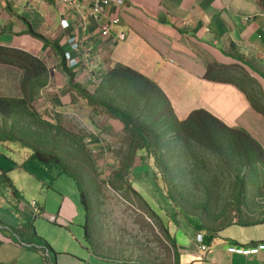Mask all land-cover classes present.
<instances>
[{
    "label": "crops",
    "instance_id": "obj_1",
    "mask_svg": "<svg viewBox=\"0 0 264 264\" xmlns=\"http://www.w3.org/2000/svg\"><path fill=\"white\" fill-rule=\"evenodd\" d=\"M259 1L264 0H123V5L118 6L109 0L106 14L118 16L120 22L111 25L109 34L102 36L99 24L88 19L84 8L63 7L58 0H0V45L25 50L44 62L50 61L45 62L49 81L32 103L42 100L49 107H55L57 123L62 115L77 111L76 116L79 113L87 117L92 111L96 112L97 107L89 104L76 89H70L60 70L54 45L77 59L74 66H69L65 60L66 65L74 71L75 81L89 91L93 92L113 68L129 67L147 77L162 92L163 96L159 97L164 99L166 109L160 103L158 109L150 107L157 112L161 124L165 125L166 117L181 121L193 110L203 109L230 127L246 130L264 150V115L250 105L233 78L234 83H223L204 77L209 65L216 70L223 68L229 76L241 77L243 72L254 78L264 92V8ZM62 17L70 20L69 28L61 27ZM29 26L50 44L27 33ZM72 36H77L82 46L78 53L70 47ZM107 119V125L100 126L98 132L106 128L111 134H121L120 120L109 116ZM159 129L172 150L162 147L163 143L158 150L165 156L167 153L177 155L184 149L171 130ZM93 137L97 135L90 134V138ZM84 138L88 147L90 139L86 134ZM7 142H0V155L5 161L0 160V175H5V179L0 180V264H145L141 259L113 257L111 251L103 248L93 251L84 245L79 231L62 223L45 226L48 222L55 223L60 214L47 212L46 204L40 205L33 198L23 199L17 192L4 166L13 161L16 169L21 167L5 154L14 155L20 163L24 158H32L31 153L24 151L23 156H18ZM137 158L138 155L131 166V172L136 174L131 178L134 181H129L139 192L142 188L137 182L152 181L150 170L156 169L147 163L146 167L140 162L135 165ZM182 166L185 177L197 176L196 167L184 163ZM211 166L216 168L215 164L208 163V169L201 167L199 171H209ZM198 181L202 188L204 178ZM193 182L191 179L190 186ZM184 183L188 184L187 180L184 179ZM143 199L149 203L145 197ZM49 215H54L55 221H49ZM69 215L66 207L60 217L69 220ZM227 215L235 219L231 213ZM200 216L217 219L218 224L208 226L200 222L205 229L193 228V237L182 231L179 234L177 229L172 231L170 223L166 224L175 242L170 246L171 264H174V248L178 264H264V250L249 255L227 251L228 244L250 246L264 242V222L249 226L232 223L235 234L226 237L219 232L225 226L219 224L224 216H208L207 212ZM197 231L209 239L204 241L207 247L204 251L195 241ZM178 235L185 237L180 239Z\"/></svg>",
    "mask_w": 264,
    "mask_h": 264
},
{
    "label": "rangeland",
    "instance_id": "obj_2",
    "mask_svg": "<svg viewBox=\"0 0 264 264\" xmlns=\"http://www.w3.org/2000/svg\"><path fill=\"white\" fill-rule=\"evenodd\" d=\"M45 62L50 61L45 60ZM20 78V69L0 62V95L9 97L21 96ZM97 96L107 99V101L111 102L113 105L127 109L147 128L146 134H149L151 137L153 133L156 135L160 146L164 143L162 147H168V151H172L169 144H167L168 141L163 140V135L160 133L159 128L166 126L160 123L159 116L155 111V109H158L157 103L145 102L143 97H139L138 94L130 93L122 88H111L107 91L98 90ZM37 97L38 96H36V98ZM159 103L162 104L161 98H159ZM32 105L33 108L31 111L36 113L40 120L41 118L46 119L47 117V121L53 124L57 123L54 119V116H56L55 107H49L42 100H37L32 103ZM96 107L97 111H92L91 115L87 117L79 113L78 116H76L77 111H72L74 114L62 115L58 122L65 130L75 134L88 135L90 139L88 148H92L94 151L92 152V157L95 161L96 175L92 173H89L88 176L86 174L83 175L84 172L81 170L82 167L77 166L76 163L67 156L64 148L61 149L64 151L66 159L73 165V167L67 168V172H59L60 168L54 163L42 162L34 158L32 160L24 158L22 163H20L19 159H15V156L12 154H5V156L7 157L10 155L21 168L16 169L13 161H10L11 163H8L4 168L8 169L9 177L12 183L14 182L13 185L17 189V192L23 196V199L30 200L33 198L40 205L46 204L48 208L47 212L56 215L58 213L62 215V211L67 207V213L70 214L69 220H62L59 215L55 223L48 222L45 223V226L49 227L48 224L58 226L62 223L64 226L79 231L84 245L93 251L96 248L97 252H99L98 248H103L105 251H111L113 257L117 256L119 258L139 261L141 259L144 260L145 264H171L172 249L168 241L162 235L160 223L156 222L157 220L155 218L154 220L150 213H146L141 208L144 204L139 203L141 200L137 198V196L126 191L127 188L122 187L114 190L110 185L114 165L119 164L118 159L120 158V154L117 151L119 148L125 149L126 146L124 140L125 132L122 129V133L119 135L111 134L106 128L98 132L100 126L107 125L106 121L108 120V115L103 107ZM28 118L30 117L17 116L11 119L18 125L16 126L17 128L24 130L25 137L23 141L25 142V146L16 141L7 142L10 149L18 156H23V151L27 154L33 152L30 146L33 140L39 144L40 147H45V145L49 146L51 141L57 143L58 139H64L62 133H58L55 137L53 136L55 132L54 128L47 131L44 126L40 128L35 119L30 118L29 120ZM4 120L5 118H0V128L4 125ZM102 121L104 122L102 123ZM6 122V126H8L10 120L7 119ZM4 130L8 132L7 129ZM34 131L40 133L39 135L35 134L40 140L34 138L32 134ZM90 134H96L97 137L90 138ZM86 143L88 144V142ZM96 143H99V145H96ZM152 143L153 142H151L150 147H152ZM57 145L59 147L61 143H57ZM137 155L139 159H135V165L140 162L141 165H145V167L146 163L152 166L154 160L146 148L137 150ZM184 156H187L185 149H180L177 155H172L170 153H167V157L163 155L165 163L169 164V168L172 169L173 167V172L177 171L175 179L178 185H181L180 188H182L187 195L188 201L196 206L204 200L202 195L203 189L200 187L198 181L200 179L189 173L188 177H185L184 171L182 170V163L188 165L196 163V166L199 160H192L190 157L187 159ZM209 158L210 157H205L204 159L207 160ZM212 158L217 159L215 155L212 156ZM213 159L212 162L209 163H216ZM0 160L5 162L4 157L1 155ZM202 162L203 161H201L197 168H203ZM174 163L178 164V166H175ZM215 166L216 168L211 166V169L208 171L210 176L204 178V180L208 182L214 181L216 183L224 182V184L227 185L231 179L228 178L225 173H222L223 170L220 168L222 167L221 165L215 164ZM207 168L208 164L204 169ZM202 173H205L206 176V172ZM135 175L134 172H130L127 180H132L131 178ZM22 176H26V178ZM213 177L217 179L213 180ZM184 179L187 180L188 184L184 183ZM191 179H194L192 186L189 184ZM137 185L142 188V190L139 191L142 198L145 197V199L149 201V205L159 214V217L164 223L167 225L170 223L169 228L172 229V231L177 229L179 230V234L186 232L190 237L194 236L193 226L189 223V221H192V218L187 219L186 216L190 213L193 214V212L196 213V211L190 209L188 204H182L183 202L181 201V204H176V207L173 209L171 202L166 200L159 186L152 181H146V179L139 180ZM250 191L253 192V197L264 206V185L261 183H254L253 189ZM83 192L86 193V198L83 196ZM212 201L221 202L218 198ZM85 205L88 206V210L85 208ZM217 206L220 208V203H215L214 206H210L206 211H197L196 214L205 215L206 212L208 215L215 214ZM181 208L184 211L183 213L179 210ZM201 220L207 225L210 223L208 218L203 217ZM86 222L89 234L87 236L85 235L84 229V224H86ZM37 228H39V225H37ZM235 229L234 226L225 225L219 232H221V235L229 237L235 234ZM178 237L181 239L185 236L178 235ZM195 241L197 242L196 235ZM105 247L107 249H105Z\"/></svg>",
    "mask_w": 264,
    "mask_h": 264
},
{
    "label": "trees",
    "instance_id": "obj_3",
    "mask_svg": "<svg viewBox=\"0 0 264 264\" xmlns=\"http://www.w3.org/2000/svg\"><path fill=\"white\" fill-rule=\"evenodd\" d=\"M259 3L262 8H264V1H259ZM26 32L40 39L44 44H50L43 35L34 31L30 26ZM54 47L59 54L60 70L66 76V82L70 89H76L89 104H96V106L103 107L109 117L120 120L123 125L126 146L125 149L119 148L117 151L120 154V158L118 159L119 164H115L112 170L111 187L114 190L125 187L127 188L126 191L137 196V198L141 200L139 203L144 204L141 208L146 213H150L153 219L155 218L157 220L156 222L160 223L162 235L171 247L175 245V242L174 239L169 236L168 226L153 210L149 203L142 198L141 193L131 186L129 179L127 180L131 172L134 158L137 155V150L139 149L146 148L152 155L154 160L152 165H154L156 169V171L149 169L153 177L152 181H156L155 184L159 186L166 200L171 202L173 209L180 201L183 202L182 204H188V207L196 211V213L197 211H206L210 206H214L215 203H220V208L217 206L216 213L208 216H224L223 219L219 220V224L221 225L235 223L249 226L264 222V206L253 197V192L250 191L253 189L254 183H261L264 185V150L246 130L243 128L230 127L203 109L193 110L181 121H178L173 116L165 118L166 129L171 130L174 136L182 143L187 154V156H184L185 158L188 159V157H190L192 160H199V162H197L198 165L203 161V168H206L207 164L212 162L213 158L211 157L215 155L217 159H213V161H215L217 165H221L222 167L220 168L223 170L222 173H225V175L231 179L227 185H225L224 182L201 181L204 200L200 204L194 206L188 201L187 195L182 188H180L181 185L179 186L175 179L177 171L173 172L174 169L171 170L169 168V164L164 161V154L159 152L158 149H160V145L158 144L156 135L152 133L150 137L149 134H146L147 128L127 109L113 105L111 102L107 101V99L97 96L98 90L106 91L111 88H122L130 93L138 94L139 97H143L145 102H155L158 104L159 98H161L162 106L166 109L164 99L159 97V95H163L158 87L140 73L129 67L119 65L110 70L95 90L91 92L75 81L74 71L66 65L64 53L60 50L59 45H54ZM0 62L15 66L21 70V96L9 97L0 95V115L1 118H5V123L0 128V142L16 141L25 146V142L23 141L25 137L24 130L17 128L16 126L18 125L11 119L17 116L30 117L38 122L40 128L44 126L47 131L54 128V137L58 135V133L64 135V139H58L57 141V143H61L59 147L55 141H51L49 146L45 145V147H40L39 144L33 140L32 144H30L33 149L30 158L42 162L54 163L60 168L59 172H67V168L73 167V165L66 159V153L77 166L82 167L81 170L84 172L83 175L86 174L88 176L89 173L96 175L95 161L92 157L91 149H89L85 143L84 135L65 130L58 123L53 124L45 119L40 120L37 114L31 111L33 108L31 103L49 81L48 68L45 62L25 50L2 45H0ZM217 69L218 70H216L214 66L209 65L204 77L208 80L223 83H234L236 81L235 84L244 92L250 105L257 112L264 115V92L254 78L243 72L241 73V77L236 75L229 76L225 74L223 68ZM232 78L235 81H232ZM30 118L28 119L30 120ZM7 119L10 120L8 126H6ZM4 129H7L8 132ZM32 134L34 138L40 140V138L35 135H39V132L34 131ZM151 142H153L152 147H150ZM61 148H64L65 153ZM202 151H205L211 157L205 160L204 158L209 156L205 155ZM195 164L190 166L193 168L196 167L198 171H195V175H197L199 179L208 178L210 176L208 170L205 176V173L200 172L199 168H197L198 165L195 166ZM4 176L5 175H0V180H4ZM216 179L215 177L213 180ZM7 183L11 184L10 181H7ZM14 192L16 191L14 190ZM82 194L86 198V193L83 192ZM217 198L220 199L221 202L212 201ZM85 208L88 210L87 205H85ZM179 210L182 213L184 212L182 208ZM196 213H190L186 218H192V221L189 222L194 224V230L205 229L202 224H207L201 220L202 217L200 214L197 215ZM228 213H231L235 219L227 218ZM200 222L202 224H200ZM217 224V219L210 220L208 226H216ZM84 229L86 236L89 235L87 222L84 224ZM197 233L199 232L197 231ZM207 238L206 236H202L203 244L205 243L204 241L209 240ZM44 250H46V248ZM173 255L174 264H178V254L175 248L173 250Z\"/></svg>",
    "mask_w": 264,
    "mask_h": 264
},
{
    "label": "built area",
    "instance_id": "obj_4",
    "mask_svg": "<svg viewBox=\"0 0 264 264\" xmlns=\"http://www.w3.org/2000/svg\"><path fill=\"white\" fill-rule=\"evenodd\" d=\"M63 7H72L75 9L84 8L85 13L90 21L96 22L98 25L99 32L102 36L109 34L111 25L118 24L120 19L118 16H107L106 10L109 0H58ZM115 5L121 6L123 5V0H113ZM103 18L104 20H101ZM100 20V21H99ZM99 21V22H98ZM60 25L62 28H69L70 20L67 17H62L60 20ZM86 27H84L85 30ZM79 40L77 36H72L70 38V47L72 50L79 52L82 46L79 44ZM64 56L66 58L67 64L69 66H74L77 64V59L72 57L69 52H65ZM54 215H49V221H55ZM202 233L196 234V240L199 243V246L202 251L206 250L207 247L202 242ZM234 245V244H231ZM227 247V251L231 253H236L240 255H249L256 254L260 250H264V242H259L250 247H242V246H231Z\"/></svg>",
    "mask_w": 264,
    "mask_h": 264
}]
</instances>
